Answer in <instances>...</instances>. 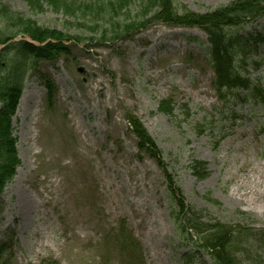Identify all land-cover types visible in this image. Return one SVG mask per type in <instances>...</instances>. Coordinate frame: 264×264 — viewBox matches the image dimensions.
<instances>
[{
	"label": "rangeland",
	"instance_id": "rangeland-1",
	"mask_svg": "<svg viewBox=\"0 0 264 264\" xmlns=\"http://www.w3.org/2000/svg\"><path fill=\"white\" fill-rule=\"evenodd\" d=\"M1 1L38 25L82 35L61 13L33 14L24 0ZM228 2L177 0L196 13ZM256 23L264 29V18ZM205 40L198 27L154 22L111 43L70 40L68 54L32 66L11 117L20 165L0 195V263L179 264L199 246L182 231L167 175L137 155L131 115L161 150L188 208L203 221L243 226V246H264V112L217 100ZM41 78L55 83L50 100ZM167 99L173 116L158 111ZM231 109L243 116L228 121ZM195 162L205 163L206 176L197 177ZM195 254V264H211L204 252ZM258 254L264 264V248L242 264Z\"/></svg>",
	"mask_w": 264,
	"mask_h": 264
},
{
	"label": "trees",
	"instance_id": "trees-1",
	"mask_svg": "<svg viewBox=\"0 0 264 264\" xmlns=\"http://www.w3.org/2000/svg\"><path fill=\"white\" fill-rule=\"evenodd\" d=\"M33 14L50 10L66 17L65 25H74L83 30L82 35L70 36L55 27L41 26L36 21L14 12L0 0V19L6 23L0 28V195L5 185L15 175L20 165L13 136L11 117L17 109L26 74L39 61L56 60L68 54L65 42L124 40L136 31L156 22L181 27H199L207 34V64L214 74V87L221 99L237 96V90H249L251 84L245 76L250 54L257 51L258 43L264 41L263 33L244 32L251 22L264 16V0H229L228 3L209 11L196 13L179 5L177 0H24ZM81 30V31H82ZM22 35L35 43L23 39L11 41ZM14 50L11 58L10 52ZM242 71V74L239 72ZM50 100L54 89L52 82L42 78ZM254 88V87H253ZM251 97L261 101L264 97L257 89H251ZM250 96V95H249ZM158 111L171 115L169 100H161ZM131 133L137 140L138 152L159 159L160 149L147 134L144 126L133 115L128 117ZM139 155V154H138ZM160 161V160H159ZM197 177H204L205 164L195 162ZM168 189L174 210L180 213L178 222L182 231L191 232L200 241L199 247L208 253L211 264H241L251 254L246 243L243 226L226 224L218 220H202V213L188 208L182 192L172 181L168 168ZM202 170V171H201ZM201 171V172H200ZM202 173V174H201ZM217 203L215 200H211ZM187 208V210H185ZM191 241V237H188ZM197 241V240H196ZM201 245V246H200ZM264 245V242H263ZM1 251V250H0ZM189 255V256H188ZM191 251L181 259V264H194ZM254 264L258 263L254 259ZM54 262V261H53ZM4 264V263H0Z\"/></svg>",
	"mask_w": 264,
	"mask_h": 264
}]
</instances>
